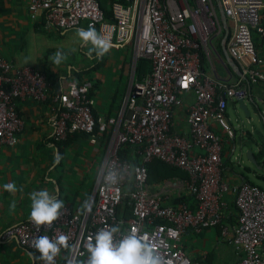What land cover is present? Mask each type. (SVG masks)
Here are the masks:
<instances>
[{
    "label": "built area",
    "instance_id": "obj_1",
    "mask_svg": "<svg viewBox=\"0 0 264 264\" xmlns=\"http://www.w3.org/2000/svg\"><path fill=\"white\" fill-rule=\"evenodd\" d=\"M26 9L36 28L63 31L83 24L108 37L112 49L132 45L135 61L148 58L151 70L141 79L132 75L117 114L102 118L92 112L90 83L67 80L53 88L36 66L0 53V151L18 142L25 122L17 104L30 99L48 105L55 140L97 129L107 135L103 161L133 165L131 181L110 189L98 177L90 214L74 213L66 205L65 214L50 226L38 230L29 217L5 228L0 237L15 239L34 253L33 264H44L32 239L65 234L82 260L87 258L84 245L89 239L94 242L98 230L119 224L117 239L125 230L135 232L156 245L164 264H200L188 256L182 236L187 230L200 234L218 227L221 239L238 254L235 264H264V189L224 178L223 139L212 127L216 124L231 135L228 101L248 98V84L264 85V54L253 38V31L264 37V0H115L109 14L98 0H27ZM214 39L224 44L242 76L226 80L205 72L203 59L211 63ZM185 93L193 101L185 118L188 130L180 133L173 129L174 113ZM126 147L130 151L124 157ZM154 159L186 172V192L179 196L191 195L190 202L174 203L153 188L147 164ZM229 192L236 208L231 221L225 198ZM72 255L62 250L57 264H68Z\"/></svg>",
    "mask_w": 264,
    "mask_h": 264
},
{
    "label": "crops",
    "instance_id": "obj_2",
    "mask_svg": "<svg viewBox=\"0 0 264 264\" xmlns=\"http://www.w3.org/2000/svg\"><path fill=\"white\" fill-rule=\"evenodd\" d=\"M98 1L103 8L109 9L110 0ZM26 2L27 0H0V30L2 34V26H6L7 23L13 26V24L19 25L23 22L24 20L20 19L22 14H26V17L22 15V18L27 20L23 24L31 25L34 32L44 30L49 34L63 36L62 42L57 43L58 48L67 47V44L70 43L64 37L68 32L76 35L77 28L87 29L83 24L77 28L63 31L36 28L29 20ZM5 22L6 24H4ZM10 37L5 35L4 38L8 44H0V53L18 64H25L15 58V50L10 42ZM213 44L214 54L211 63L203 59L205 72L208 73V66L210 69L208 74L215 75L220 79H237L236 76L240 75L231 66L224 44L218 39H214ZM79 46L82 49L86 47L80 44ZM27 64L33 65V63ZM37 68L42 70L49 82L55 85H64L74 75L77 76V82L90 83L93 99L92 112L96 117L115 116L126 93L125 91L120 94L116 90H111L104 96L105 100H100L98 83L83 81L84 78L83 80L79 79L78 75H83L79 70H74L70 66L67 73H62L60 67L55 71L53 67L51 69L44 66ZM248 87L249 97L243 103L248 114L241 108L238 101L229 100L227 103L225 112L227 120H230L231 115H234L233 118L237 122L235 127L228 123L232 134L229 135L216 124H212V127L223 139L222 173L224 178L234 185L248 180L264 189V85L254 83L248 84ZM192 101V94L185 93L183 105L178 107L174 113L175 125L173 129L175 131L187 132L185 118L188 106ZM229 108L231 110L228 111ZM17 109L24 119L25 127L19 134L16 145L5 147L0 151V235L5 228L30 217L31 200L29 195L34 190L47 189L57 198L62 199L74 213H81L80 207L83 201L88 197L92 198L93 196L94 198L99 177L98 170L103 162L107 147L106 132L101 133L97 130L93 134L78 132L75 135H70L68 137L70 140L68 138L64 141L55 140L51 123L53 115L45 103L24 99L18 102ZM247 151L251 152L256 163L247 158ZM86 171H89L91 175ZM92 171L94 174L91 173ZM254 179L262 182L263 185L256 183ZM185 180L186 178L175 176L153 184V188L175 198L186 192L184 189ZM9 182H14L17 188L22 191L16 193L5 191L3 185ZM225 198L228 202L231 220H235L234 195L229 192ZM13 200L16 202L15 211H11L9 208ZM182 241L191 259L205 261L211 258L210 264H216L211 252L212 248H216L221 243H228L221 239L217 227L205 229L200 234H194L187 230L182 236ZM232 248L234 257L229 264H235L238 260V254L234 247ZM33 262L34 253L32 251L23 248L15 239L5 240L0 237V264H33Z\"/></svg>",
    "mask_w": 264,
    "mask_h": 264
},
{
    "label": "clouds",
    "instance_id": "obj_3",
    "mask_svg": "<svg viewBox=\"0 0 264 264\" xmlns=\"http://www.w3.org/2000/svg\"><path fill=\"white\" fill-rule=\"evenodd\" d=\"M76 36L81 46H88V55L95 54L96 58H102L112 48L111 40L105 35L98 33L96 28L89 26L85 28H77ZM71 51L75 52L73 48ZM54 65L53 70L59 68L67 59L68 54L63 50H57L48 57ZM30 62V58L25 57L24 63ZM35 63V62H33ZM98 174L101 183L105 189L121 184L125 181L130 182L133 174V165L117 164L110 159H105ZM3 189L9 193L22 191L18 189L14 182L5 183ZM31 200L30 220L39 230L40 226H50L62 215L66 205L62 199L57 198L47 189L34 190L30 193ZM95 201L88 197L81 207V214H90ZM11 211H15L16 202L13 200L9 205ZM121 233L119 224L102 228L95 233L94 242L92 239L84 245L87 252V259H79L75 253L77 246L70 244V237L65 234H59L53 237L48 235L36 236L31 241L40 254L39 259L44 264H57V257L61 255L62 250L73 253L68 264H164L163 257L160 255L155 244L150 240L143 239L135 232L125 230L120 239L116 238V234ZM83 255V253H81Z\"/></svg>",
    "mask_w": 264,
    "mask_h": 264
},
{
    "label": "rangeland",
    "instance_id": "obj_4",
    "mask_svg": "<svg viewBox=\"0 0 264 264\" xmlns=\"http://www.w3.org/2000/svg\"><path fill=\"white\" fill-rule=\"evenodd\" d=\"M24 8V7H23ZM25 9V8H24ZM26 17V14H22ZM20 17L21 20L27 21ZM21 22L19 25L13 24L3 27V34L0 30V44H8L5 35L11 36L10 42L12 47H14L15 58L20 62L24 63V58H30L29 63H33L36 67L44 66L46 68H52L54 65L48 59L49 56L54 54L57 50H63L68 54V59L59 67L62 73H67L69 67L71 66L74 70H79L81 79L83 81H90L98 83L100 91V100H105L106 94L111 90H116L120 94L125 93L130 77L133 75L135 66L134 63V52L132 45H128L125 48L115 50L112 49L104 55L102 58H96L93 53L89 56L87 53L88 45L85 49L79 46L78 37L76 35L70 34L68 32L65 34V38L70 43L67 47L58 48L57 43L62 42L63 36H58L55 34H49L46 31H35L32 26L28 24H23ZM6 24V22L4 23ZM68 38V39H67ZM75 48L76 51L73 52L71 49ZM8 58V57H7ZM9 59V58H8ZM32 65V64H31ZM209 67L207 66V72L209 73ZM71 80H76L77 76H71ZM80 79V78H79ZM231 108L228 109V111ZM234 115H231V119L227 120L232 127L237 124L234 120ZM91 169V168H90ZM89 175L90 172L86 171ZM91 173L94 174L92 171ZM256 183L262 184V182L255 180ZM263 185V184H262ZM214 228V227H212ZM233 246L228 243H221L212 248V255L216 264H229L233 260Z\"/></svg>",
    "mask_w": 264,
    "mask_h": 264
},
{
    "label": "trees",
    "instance_id": "obj_5",
    "mask_svg": "<svg viewBox=\"0 0 264 264\" xmlns=\"http://www.w3.org/2000/svg\"><path fill=\"white\" fill-rule=\"evenodd\" d=\"M115 1V0H110V2ZM120 1L123 4H127L128 0H117ZM105 9V8H104ZM105 12L107 14H109L110 10L109 9H105ZM261 24H263L264 26V9L262 10V17H261ZM253 38L255 41V44L257 47H259L261 50V53L264 54V37L263 38H259L258 33H256L255 31H253ZM204 62V61H203ZM204 68V66H203ZM151 70V63L150 60L148 58L145 57H139L136 59L135 61V69H134V75L136 78L141 79L142 77H144L145 75H147ZM79 78H81L80 75H78ZM237 78H239V76H236ZM48 79V77H47ZM248 79V78H247ZM243 81H246V78L243 79ZM58 85L52 84L51 83V87L56 88ZM91 95V93H90ZM95 115V114H94ZM97 130V129H95ZM76 133L70 134V135H75ZM85 134H89V133H85ZM70 135L68 137H70ZM67 137V138H68ZM70 140V138H68ZM66 143V142H65ZM130 151L129 147L123 148V150L121 151L122 155L124 157L128 156V153ZM148 167V182L150 184H156L162 180L165 179H169L171 177H181V178H187V174L185 171L171 166L159 159H154L151 162H149L147 164ZM248 181V180H247ZM250 182V181H249ZM253 183V182H251ZM255 184V183H253ZM192 200V196L191 195H184V196H177L175 198H173V202L177 203V202H190ZM229 220L231 221V217L229 215ZM218 228V227H217ZM219 230V229H218ZM220 233V231H219ZM196 261H198L200 264H210L211 262V258L207 259V260H202V259H195Z\"/></svg>",
    "mask_w": 264,
    "mask_h": 264
},
{
    "label": "water",
    "instance_id": "obj_6",
    "mask_svg": "<svg viewBox=\"0 0 264 264\" xmlns=\"http://www.w3.org/2000/svg\"><path fill=\"white\" fill-rule=\"evenodd\" d=\"M223 23H226L225 18H223ZM227 33H228V31L226 30V31H225V34H224L225 37L227 36ZM224 48H225V47H224ZM228 60H229V62H230V64H231V66H232L233 68H235V70L237 71L238 75L242 76V73H241V71L239 70L238 66L235 64V62H234L232 59L229 58V56H228ZM134 63H135V59H134ZM134 69H135V66L133 67V70H134ZM243 77H244V76H243ZM238 102H239L240 105L242 106L241 108H243V110L246 112V114H248L247 111H246V108H245V106H244V104H243V103H244V100H238ZM246 116H247V115H246ZM246 156H247V158H248L249 160H251L253 163H256V161H255L254 158L252 157L250 151H247V152H246ZM92 198H93V196H92Z\"/></svg>",
    "mask_w": 264,
    "mask_h": 264
}]
</instances>
